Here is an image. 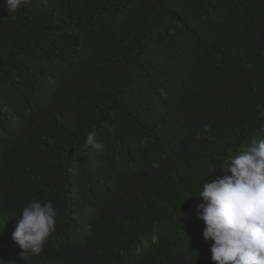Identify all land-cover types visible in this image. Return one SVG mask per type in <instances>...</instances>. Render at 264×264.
Listing matches in <instances>:
<instances>
[{
	"label": "trees",
	"instance_id": "1",
	"mask_svg": "<svg viewBox=\"0 0 264 264\" xmlns=\"http://www.w3.org/2000/svg\"><path fill=\"white\" fill-rule=\"evenodd\" d=\"M6 7L0 264H215L197 193L264 138V0ZM31 200L57 210L39 255L12 238Z\"/></svg>",
	"mask_w": 264,
	"mask_h": 264
},
{
	"label": "clouds",
	"instance_id": "2",
	"mask_svg": "<svg viewBox=\"0 0 264 264\" xmlns=\"http://www.w3.org/2000/svg\"><path fill=\"white\" fill-rule=\"evenodd\" d=\"M27 0H6L14 12ZM90 132L86 144L97 152L104 144ZM154 167L158 165L154 164ZM218 168L230 172L202 184L198 195L203 237L212 241L215 264H264V138L241 143ZM12 238L24 250L39 255L56 228L57 210L51 201L31 200L21 210Z\"/></svg>",
	"mask_w": 264,
	"mask_h": 264
}]
</instances>
